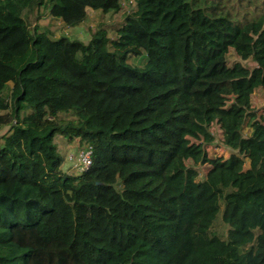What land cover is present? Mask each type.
<instances>
[{"label":"trees","instance_id":"trees-1","mask_svg":"<svg viewBox=\"0 0 264 264\" xmlns=\"http://www.w3.org/2000/svg\"><path fill=\"white\" fill-rule=\"evenodd\" d=\"M260 1L136 0L114 38L83 42L40 12L72 28L121 0H0V264H264ZM129 105L149 112L118 128ZM61 138L92 149L85 173Z\"/></svg>","mask_w":264,"mask_h":264},{"label":"rangeland","instance_id":"rangeland-1","mask_svg":"<svg viewBox=\"0 0 264 264\" xmlns=\"http://www.w3.org/2000/svg\"><path fill=\"white\" fill-rule=\"evenodd\" d=\"M122 10L119 14H108L104 15L101 12H95L89 10L87 20L80 26L69 28L61 20H56L52 18L49 12L42 10L40 12V19L38 25L40 29L49 30L51 35L55 38L59 36H66L68 38L78 39L83 42H88L92 34L101 28H104L108 32L110 38H114L116 34L115 28L122 22L125 14L130 13L136 8V0H121ZM258 12L263 10L264 13V3L262 0L258 4ZM253 9H250V14ZM229 61L233 64L236 61H240L242 64L252 68L254 63L251 60L243 61L238 58L233 52L229 55ZM146 62V57L142 54L139 57H134L129 60V63L133 66L143 67ZM252 110L256 113L257 117L264 119V89L256 91L254 95V102ZM149 108L144 105L139 106H127L126 111L121 116L116 119V124L118 128H133L137 123L148 114ZM8 127L0 128V136L7 131ZM215 142L208 148L210 154L224 155L228 157L230 155L229 150L223 145L221 134L218 130H215ZM250 130L245 129L244 135L249 136ZM61 153L63 157V167L68 170L70 164L67 163L68 154L79 149V141L74 140L73 142L68 141L67 138H61ZM249 160L245 161V168H249ZM75 169H70L69 174H75ZM201 178H204L207 172V166L199 167ZM213 230L219 234L221 237H225L228 231V226L222 221L221 216L217 219Z\"/></svg>","mask_w":264,"mask_h":264},{"label":"built area","instance_id":"built-area-1","mask_svg":"<svg viewBox=\"0 0 264 264\" xmlns=\"http://www.w3.org/2000/svg\"><path fill=\"white\" fill-rule=\"evenodd\" d=\"M92 149L91 148H83L78 149L77 151H73L68 154L67 163L70 164L67 172H70V169H75V175H81L85 173L92 165Z\"/></svg>","mask_w":264,"mask_h":264}]
</instances>
